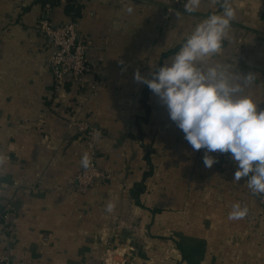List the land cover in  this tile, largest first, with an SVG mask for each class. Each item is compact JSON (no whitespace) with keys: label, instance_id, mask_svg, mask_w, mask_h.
I'll return each mask as SVG.
<instances>
[{"label":"crops","instance_id":"crops-1","mask_svg":"<svg viewBox=\"0 0 264 264\" xmlns=\"http://www.w3.org/2000/svg\"><path fill=\"white\" fill-rule=\"evenodd\" d=\"M229 2L235 19L208 64L254 74L245 94L264 110V0ZM184 4L0 0V264H264V214L248 177L234 182L230 153H212L218 162L205 167V149L193 151L159 97L134 80L223 11L222 0H201L192 13ZM43 21L74 22L86 38L102 68L85 89L55 91ZM74 119L104 131L95 161L111 177L86 192L73 181L93 154ZM236 203L248 211L232 220Z\"/></svg>","mask_w":264,"mask_h":264},{"label":"clouds","instance_id":"clouds-1","mask_svg":"<svg viewBox=\"0 0 264 264\" xmlns=\"http://www.w3.org/2000/svg\"><path fill=\"white\" fill-rule=\"evenodd\" d=\"M200 3L201 0H188L184 9L195 12ZM221 6L222 12L211 14L195 27L174 57L148 76L137 69L134 80L147 85L159 97L193 151L205 149V167L218 162L212 153H230L237 167L234 182L248 177L247 187L260 195L264 194V110L245 94L255 75L233 71L221 63L208 64L221 51L235 19L229 0H222ZM127 11L131 13L133 9L128 7ZM80 164L84 169L90 167L87 152ZM113 210L114 204L109 202L106 211ZM247 211L236 203L229 219H242Z\"/></svg>","mask_w":264,"mask_h":264},{"label":"built area","instance_id":"built-area-1","mask_svg":"<svg viewBox=\"0 0 264 264\" xmlns=\"http://www.w3.org/2000/svg\"><path fill=\"white\" fill-rule=\"evenodd\" d=\"M187 0H175L177 5H183ZM37 29L44 35L53 48L50 63L54 71V87L60 92L66 83L85 89L87 78L91 74L99 77L101 65H92L88 56V44L84 35L78 31L77 24L68 22L53 25L49 21L40 22ZM94 80L92 88H95ZM71 127L79 134L80 139L92 150L91 165L88 169L82 168L76 175L73 185L78 191L86 192L98 182H105L110 175L102 172L94 157L97 150V141L104 137V131L90 125L85 120H72ZM251 175V174H250ZM264 214V194L258 195Z\"/></svg>","mask_w":264,"mask_h":264},{"label":"trees","instance_id":"trees-1","mask_svg":"<svg viewBox=\"0 0 264 264\" xmlns=\"http://www.w3.org/2000/svg\"><path fill=\"white\" fill-rule=\"evenodd\" d=\"M68 23V22H67ZM65 24V23H64ZM59 25H61V24H59ZM144 97L145 98H147L148 97V90L145 92V95H144ZM146 176H149V173L146 175ZM138 189H139V191H141V190H143V187H138ZM134 196L136 197L137 195L136 194H134Z\"/></svg>","mask_w":264,"mask_h":264},{"label":"rangeland","instance_id":"rangeland-1","mask_svg":"<svg viewBox=\"0 0 264 264\" xmlns=\"http://www.w3.org/2000/svg\"><path fill=\"white\" fill-rule=\"evenodd\" d=\"M96 151H97V150H96ZM95 156H96V154H95ZM94 159H95V157H94ZM82 168H83V167H82ZM82 168H81V169H82Z\"/></svg>","mask_w":264,"mask_h":264}]
</instances>
